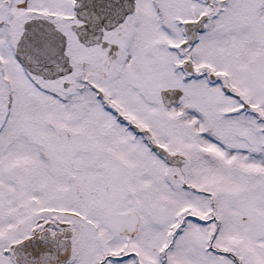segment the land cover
Wrapping results in <instances>:
<instances>
[{
	"label": "snow or ice",
	"instance_id": "6c2138e0",
	"mask_svg": "<svg viewBox=\"0 0 264 264\" xmlns=\"http://www.w3.org/2000/svg\"><path fill=\"white\" fill-rule=\"evenodd\" d=\"M0 264H264V0H0Z\"/></svg>",
	"mask_w": 264,
	"mask_h": 264
}]
</instances>
